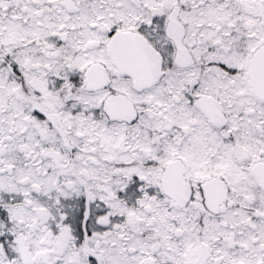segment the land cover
<instances>
[{
    "label": "snow or ice",
    "instance_id": "obj_1",
    "mask_svg": "<svg viewBox=\"0 0 264 264\" xmlns=\"http://www.w3.org/2000/svg\"><path fill=\"white\" fill-rule=\"evenodd\" d=\"M0 264H264V0H0Z\"/></svg>",
    "mask_w": 264,
    "mask_h": 264
}]
</instances>
